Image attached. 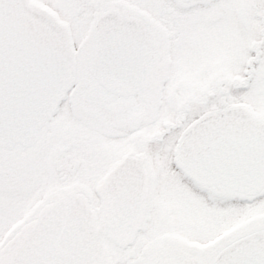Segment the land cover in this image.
<instances>
[{
  "label": "snow or ice",
  "instance_id": "obj_1",
  "mask_svg": "<svg viewBox=\"0 0 264 264\" xmlns=\"http://www.w3.org/2000/svg\"><path fill=\"white\" fill-rule=\"evenodd\" d=\"M0 264H264V0H0Z\"/></svg>",
  "mask_w": 264,
  "mask_h": 264
}]
</instances>
